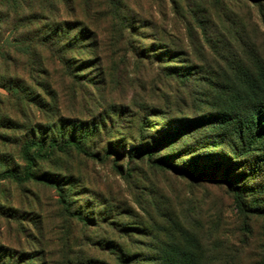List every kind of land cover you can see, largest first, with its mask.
Returning <instances> with one entry per match:
<instances>
[{
    "label": "rangeland",
    "instance_id": "rangeland-1",
    "mask_svg": "<svg viewBox=\"0 0 264 264\" xmlns=\"http://www.w3.org/2000/svg\"><path fill=\"white\" fill-rule=\"evenodd\" d=\"M123 5L95 13L94 40L42 88L35 72L18 94L0 87V174L22 173L27 140L87 149L37 159L61 190L0 181V264H164L176 246L197 264H264V148L244 153L219 123L239 76L264 66V0Z\"/></svg>",
    "mask_w": 264,
    "mask_h": 264
},
{
    "label": "trees",
    "instance_id": "trees-1",
    "mask_svg": "<svg viewBox=\"0 0 264 264\" xmlns=\"http://www.w3.org/2000/svg\"><path fill=\"white\" fill-rule=\"evenodd\" d=\"M123 8V0H0V87L10 94H18L27 87V75L31 78L35 72L36 85L42 88L43 78L49 79L52 64H66L71 60L67 55L69 51L78 44L86 45L82 42L87 38L94 40L98 33L92 26L96 12L105 9L106 13L121 15ZM149 56L156 62L161 61L156 52ZM239 79L242 85L236 100L239 105L224 113L219 123L221 127L235 128L236 138L243 143L246 153L256 150L259 143L264 148V66L258 72H243ZM13 127L17 129L16 124ZM69 147L87 154L83 144L73 139L61 143L27 140L21 145V157L26 163L24 170L21 174L6 170L0 174V181L9 179L19 184L36 181L57 187L56 181L35 172L36 162L38 158L55 155L58 150L66 152ZM146 151V155L151 156L154 148ZM172 169L184 175L193 173L173 166ZM208 178L213 179V176ZM232 188L236 190L238 205L243 206L241 188L236 185ZM260 192L264 193V189ZM78 219L85 220L83 215ZM169 254L171 257L167 256L164 264H197L196 255L182 247H174Z\"/></svg>",
    "mask_w": 264,
    "mask_h": 264
}]
</instances>
